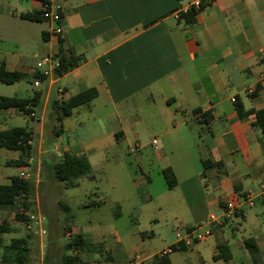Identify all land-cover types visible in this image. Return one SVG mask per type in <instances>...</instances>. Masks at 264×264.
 <instances>
[{"label":"crops","instance_id":"crops-1","mask_svg":"<svg viewBox=\"0 0 264 264\" xmlns=\"http://www.w3.org/2000/svg\"><path fill=\"white\" fill-rule=\"evenodd\" d=\"M50 1L60 6L63 28L60 38L64 49L81 56L83 61L63 75L54 72L40 86H35L29 78L36 72L38 53L31 58L25 53L30 46L28 31L35 27L38 36H45L47 44L41 45L43 54L56 57L59 36L51 32L54 24L49 21L22 17L25 13L41 11L40 0H0V42L11 41L15 46L13 50H0V65L5 62L8 69L27 74L26 79L12 84L17 85L14 96L30 98L36 90L42 91L38 107L42 116L38 117V125L44 137V120L46 113H52L53 99L67 100L89 88H95L98 94L90 105L77 107L70 117L63 119L61 134L55 133L61 127L53 119L50 130L53 147L47 148L41 141L36 149L38 155L50 152L60 159L65 152L84 155L94 172L95 164H107L111 158L108 151L120 147L129 134L139 142V136L151 130L161 140L160 149L158 139L151 140L159 173L164 178L162 170L171 167L177 185L169 188L165 181L161 195L154 197L147 188L152 176L144 174L147 193L143 198L153 201L161 197L166 208L180 215H190V220L182 223L185 229L204 221L206 225L210 214L215 211L221 214L228 200L258 190L264 182V134L256 121V112L264 108V78H261L264 0L204 2L191 23L174 13L190 0ZM23 81L30 83V89L20 84ZM58 87L63 92H57ZM248 87H254L255 93H248ZM240 105L246 112L244 115L239 114ZM3 110H9L13 116L19 113L29 117L15 108H0V114ZM197 114H201L202 119H198ZM4 129L8 128H0ZM8 150L0 147V157ZM11 151L7 161L20 157V151ZM204 161L210 162L207 168ZM99 202L96 206L106 201ZM259 203L264 204V199L256 198L254 206L244 204L223 225L210 224L215 238L209 236L194 243L197 252H189L193 245L173 249V245L181 244L176 239L143 257L142 264H165L162 257L167 258L168 264H246L248 261L255 264L245 245L248 238L255 239V256L264 264V231L258 229L255 236L236 238L243 221L251 226L260 223L264 208L257 211ZM155 207L164 205L156 202ZM250 207L253 210L249 212ZM15 208L21 209L17 203L0 206V224L2 219L15 217L16 212L12 211ZM43 216L47 242L45 236L40 239L36 264H49L54 249L61 251L63 264L62 255L69 235L72 237L78 232L95 245L80 253L85 260L90 264H113L114 256L111 249L107 250V237L104 242L94 241L73 225H66L70 230L64 233V224L60 225L58 220L53 222L47 214ZM53 230L67 237L64 245L57 242ZM177 231L180 230H174V234ZM226 235H231L235 241H227ZM2 236L4 239V234ZM47 243L56 245L48 250ZM115 243L121 244L122 239L117 237ZM222 245L229 248L228 259L218 257ZM232 245L245 254V260L236 261L237 253L233 252ZM169 248L170 251L161 254ZM2 253L1 249L0 264H18L2 261ZM131 255L130 260L142 256L136 251Z\"/></svg>","mask_w":264,"mask_h":264},{"label":"rangeland","instance_id":"rangeland-1","mask_svg":"<svg viewBox=\"0 0 264 264\" xmlns=\"http://www.w3.org/2000/svg\"><path fill=\"white\" fill-rule=\"evenodd\" d=\"M27 36L30 46L25 50V53L30 58L38 53L37 62L38 58L45 55L41 45L47 44V41H44L43 35L40 34L38 36V31L35 27L29 29ZM36 39L39 40L38 43ZM6 49L13 50L15 46L12 45L11 41H7L4 44L0 42V50L5 51ZM20 84L27 89L31 87L29 82L23 81ZM16 86V84L0 82V95L14 96L15 91H17ZM3 112L0 114V128L33 127L34 150H32V156L34 160L29 163V166H26V170L30 171L35 187L30 209L47 214L50 219H53V222L58 220L60 225L64 224V233L66 225H73L94 241L104 242L107 237V250L111 249V253L114 256L113 264H130V258L133 255H131L132 251H136L142 257L152 255L165 247L167 243L177 239L174 230L177 229L183 232L185 229L182 223L185 224L186 220L189 221L190 215H180L177 212H173L172 209L166 208V204L163 203L161 197L153 201H146L143 198L147 193L144 186L147 179L144 174L152 176V183L150 182L147 188L152 191L154 197L160 196L161 189H165V180L159 173L157 166L156 151L151 145V140L157 138L160 149L161 140L151 130L139 136L141 139L139 142H137V138L133 134H129L128 138L122 141L120 147L117 146L110 149L108 151L111 156L110 161L102 166L95 164L96 167L94 172H92L96 175V179L83 177L79 179V186L66 188L63 182L54 178L53 174V165L60 160V157L49 155L50 152L41 155L36 153L41 141L43 146L45 145L47 148L53 147L52 141L49 140L51 139L50 130L53 124L52 113L48 115L46 113L44 137H41L38 117L42 116V112L39 108L38 115H29L30 118L19 113L13 116L9 110H3ZM139 143L142 146L139 147ZM6 152L0 157V184L9 183L11 176L20 173L21 169L17 166L6 164L7 159L11 157L12 151L8 150ZM100 200H105V204L96 206V203ZM60 202L68 204L70 208L67 211L64 210ZM156 202H160L164 207H155ZM17 204L21 206L20 202ZM263 208L264 204L262 203H259L256 207L259 212ZM252 210V207L248 208L249 212ZM12 211L18 212V208L12 209ZM214 213L219 214V211ZM181 220L184 222H181ZM259 220L261 221L256 226L247 225L243 221L241 226H239L240 231L237 233L236 238L242 239L248 236H255L259 230L264 231V214L260 215ZM9 222L16 228V232L4 234L6 244L11 242L12 237L27 238L31 234L26 230L24 223L16 221L15 217L12 218L10 216ZM204 223L205 221L195 225V227L205 225ZM52 235L61 245H64L68 240L63 233H56L54 230ZM117 237L122 239L121 244L115 243ZM209 238L214 239L215 236L212 235ZM40 239L39 237L34 238L38 242L39 249L32 250L29 264H36L39 260ZM142 239L145 240V246H142ZM234 239L231 235H226L227 241L233 242L235 241ZM44 240L47 242V236H45ZM55 245L54 243H47V249L50 250ZM232 247L233 252L237 253L236 261L240 258L245 260V254L239 253L235 246L232 245ZM192 251L197 252L198 247L193 245L189 252ZM173 255L177 256L178 253H173ZM239 263L237 262L236 264ZM49 264H62L60 250L54 249L53 255L49 259ZM176 264L178 263L176 262ZM246 264H249V261Z\"/></svg>","mask_w":264,"mask_h":264},{"label":"trees","instance_id":"trees-1","mask_svg":"<svg viewBox=\"0 0 264 264\" xmlns=\"http://www.w3.org/2000/svg\"><path fill=\"white\" fill-rule=\"evenodd\" d=\"M43 4L48 3L49 0H40ZM197 12H191L187 15L182 16L186 22H194ZM22 17L29 20H45L41 16V11L31 12L22 14ZM45 38V36H44ZM46 39V38H45ZM57 56L60 61L59 67L55 70L56 75H63L72 68L78 66L83 58L76 55L72 51H66L63 46V40L59 36V51ZM27 78V74L19 70H10L7 68L6 63L2 62L0 65V82L5 84H13L18 81ZM43 76L39 72H35L29 78V81L33 82ZM97 90L95 88H89L84 91L77 93L67 100L53 99L50 103L52 110L53 119L60 124V129L55 130L56 134H61L62 121L63 119L70 117L74 110L82 105H90L91 102L97 97ZM42 91L36 90L30 98H18L15 96H2L0 95V108L9 109L15 108L16 110L23 112L26 115H30L35 112V109L41 106ZM198 113V112H197ZM246 112L243 111L242 106H239V114L244 115ZM257 124L261 127L264 134V108L256 112ZM33 130L29 126H16L4 130H0V147H4L10 150L20 151V157L18 159H11L7 161L10 166L26 167L29 166L28 159L32 156L33 150ZM50 140V139H49ZM31 141V142H30ZM51 155V153L49 154ZM210 162H203L204 167H208ZM92 165L89 159L84 155H77L65 152L63 158L55 162L53 165L54 178L64 183V187L71 188L79 186V179L83 177L95 178L93 174ZM162 174L165 178L166 184L169 188H173L177 185L176 175L171 167L164 168ZM34 183L31 178H22L18 174L10 178V182L7 184H0V206L14 205L18 202L21 203L25 209H28L32 205V198L34 194ZM22 195L28 199L26 202L21 201ZM98 204L101 202H97ZM96 203V205H97ZM60 205L64 210H68L69 206L63 202ZM16 221L24 223L26 216L18 211L15 215ZM70 230L69 226L65 227V233ZM16 228L13 227L9 219H2L0 224V250H3L2 261L18 263V264H29L31 262L32 250H38V242L34 240L36 238L32 234L28 235L27 238L15 237L12 238L9 244L4 243L3 234L15 232ZM246 248L254 257L255 264H260L257 255L256 241L253 238L245 240ZM95 245L91 244L86 240L83 233L78 232L74 234L64 246V254L62 255L63 264H90L89 261L85 260L80 255ZM173 249L177 250L185 248L186 245L181 243L173 245ZM221 254L218 257H224L228 259L231 255L227 246H219ZM76 252V253H75ZM217 258V255H216ZM162 262L168 264L166 257L161 258Z\"/></svg>","mask_w":264,"mask_h":264},{"label":"built area","instance_id":"built-area-1","mask_svg":"<svg viewBox=\"0 0 264 264\" xmlns=\"http://www.w3.org/2000/svg\"><path fill=\"white\" fill-rule=\"evenodd\" d=\"M215 0H190L185 5L180 6L178 9L174 11L178 18H182V16L187 15L191 12H199L202 8L204 2H214ZM41 16L49 21L50 23L54 24L51 29V32L57 36H61L63 34V28L61 26V11L60 6L57 4L52 3L50 0L48 3L42 5L41 8ZM60 61L59 58L52 54H45L42 57L38 58L36 62V72H39L43 79L38 78L34 81L35 86H40V84L50 78L55 70L59 67ZM261 78H264V70L261 73ZM57 92H63L61 87H58ZM247 92L250 94L255 93L254 87H248ZM235 101V98H233ZM31 116H35L36 112H32ZM198 119H202L201 114H197ZM31 142V141H30ZM153 143L157 145V139L153 140ZM34 160V157L31 156L28 159V162L31 163ZM19 176L22 178H31L30 171L26 167H23L19 173ZM262 198L264 199V182H262L258 190L255 192H248L244 196L236 199H230L226 202L225 206L222 208L221 214H216L212 212L208 218L206 225H201L200 227H191L184 229L183 232L177 231L176 237L178 242L184 243L186 246H191L194 243L202 242L206 240L209 236L212 235V230L210 228V224L217 223L219 225L225 224V222L231 219L237 211L241 209L244 204L248 206L255 205V199ZM21 201L26 202L28 201L25 198V195H22ZM20 212H22L26 216V220L24 222V226L28 232L32 235L42 238L46 235L47 229L44 225V216L41 212L32 210L30 208L25 209L23 206H20ZM69 238L70 235H69ZM169 248L166 251H163L161 254H165L166 252L170 251ZM76 253V252H75ZM143 257L136 256L130 260V264H142ZM38 264H43L42 262Z\"/></svg>","mask_w":264,"mask_h":264}]
</instances>
